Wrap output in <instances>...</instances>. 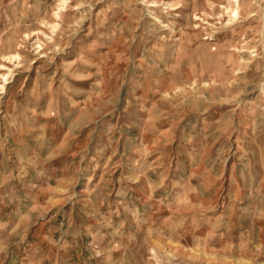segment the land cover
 Instances as JSON below:
<instances>
[{
    "label": "rangeland",
    "instance_id": "obj_1",
    "mask_svg": "<svg viewBox=\"0 0 264 264\" xmlns=\"http://www.w3.org/2000/svg\"><path fill=\"white\" fill-rule=\"evenodd\" d=\"M242 1L0 0V264H264Z\"/></svg>",
    "mask_w": 264,
    "mask_h": 264
},
{
    "label": "bare ground",
    "instance_id": "obj_2",
    "mask_svg": "<svg viewBox=\"0 0 264 264\" xmlns=\"http://www.w3.org/2000/svg\"><path fill=\"white\" fill-rule=\"evenodd\" d=\"M64 1V3H66V0H63ZM229 1H231V3H233L232 5L233 6H231V15H232V20L234 21L238 16H239V14H240V7H241V5L243 4V5H247L246 7H248L249 6V4L246 2V1H242V0H229ZM58 16V15H57ZM38 48H39V50H42V44H40V43H38V46H37ZM42 57H44V55L42 56ZM9 60H14V59H18L19 58V56L17 55V54H12L11 56H9V57H7ZM0 69L1 70H4V69H6V67H5V65H1L0 66ZM8 75L9 74H6V73H3L2 75H1V77H3L4 78V82H3V84L1 85L0 84V94L2 93V89H4V85L5 84H7L8 83ZM1 101V100H0Z\"/></svg>",
    "mask_w": 264,
    "mask_h": 264
}]
</instances>
